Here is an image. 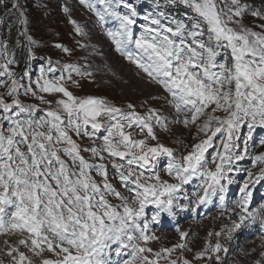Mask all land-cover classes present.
<instances>
[{
	"label": "snow or ice",
	"instance_id": "1",
	"mask_svg": "<svg viewBox=\"0 0 264 264\" xmlns=\"http://www.w3.org/2000/svg\"><path fill=\"white\" fill-rule=\"evenodd\" d=\"M180 2L195 16L162 24L163 13L149 14L143 17L146 23L137 35L134 27L138 12L131 3L80 0L96 12L102 23L106 17L116 22V27L107 31L116 51L172 97L176 112L185 115L186 127L207 114L199 128L205 138L194 143L179 159L163 144H149V139L157 140L154 124L166 128L164 118L155 110L141 116L134 110L124 112L103 98L75 96L65 86L66 81H72L73 73L81 77H90L92 73L72 65L64 66L67 77L60 75L49 80L42 68L35 81L24 85L11 70L15 61L8 58L7 45H0L4 49L0 52V77L7 78L0 80V87L7 88L0 95V234L27 233L30 245L27 240H21V244L30 247L36 255L46 250L57 257L44 259L43 264H158L145 254L152 249L143 246L155 239L148 234V223L143 220L146 207L154 204L161 212L173 215V207L181 206L175 204L179 199L176 194L194 178L200 181L202 189V194L193 193L197 206L209 202L217 192L221 193L219 199L223 202L225 165L231 164L233 158L243 159L231 152L239 147L236 144L239 136L235 133L243 125L248 127L249 136L244 140L246 151L251 132L264 128V24L258 25L261 31H254L241 23L248 9L241 0ZM0 6L8 7L7 0H0ZM121 7L124 12L117 11ZM19 8L17 0H13L11 9ZM251 15L264 20V13L259 10L251 11ZM76 31L81 34L82 30L77 26ZM28 39L32 42L31 37ZM221 49L230 54L231 63L228 54L223 62L217 60ZM48 71L55 69L50 67ZM21 89L25 96L36 97L38 89L49 95L60 94L61 98L55 101L57 107L53 109L52 101L39 96L49 108L37 117L40 109L19 99ZM128 108L133 106L129 104ZM218 112L223 117L215 115ZM134 126L140 133L146 130L144 138L135 139L128 131ZM217 134L223 137L220 140L223 152L217 150L212 157L213 170L205 154ZM73 135L87 137L94 145L82 148ZM100 139L102 144L95 145ZM82 153H91L98 162H90ZM161 155L169 158L166 171L177 183L162 181L155 172ZM106 160L111 162L121 187L129 195L114 187ZM256 160L264 162V156ZM261 179L264 169L254 181L249 173L250 182L258 183ZM240 192V213L238 220L233 221L229 237L231 231L239 229L249 218H260L264 228V211L249 209L252 192L248 182ZM110 197L120 203L113 204ZM152 219L158 222L159 214ZM113 245L117 247L113 249ZM213 251L220 252L221 245L217 243ZM113 254L118 258L115 261ZM203 257V252L198 253L196 259ZM26 260L20 253L16 264H25ZM183 264L189 262L185 260Z\"/></svg>",
	"mask_w": 264,
	"mask_h": 264
},
{
	"label": "rangeland",
	"instance_id": "2",
	"mask_svg": "<svg viewBox=\"0 0 264 264\" xmlns=\"http://www.w3.org/2000/svg\"><path fill=\"white\" fill-rule=\"evenodd\" d=\"M22 1L25 8L22 6L21 0H17L22 8L18 10L11 9L13 0H7L8 7L0 6V45L6 44L9 47L14 40L24 39L27 41L31 37L34 41L32 46L33 58L37 59L35 58L37 54L39 56L47 55L48 57L45 59V62L51 68L58 69L60 75L67 77L68 73L64 71L65 65L76 66L82 72L90 71L92 73L90 77H87L83 81L74 80L73 73L72 81H66L68 89L75 96L81 98H103L109 104L122 109L124 112L134 110L137 113L147 115L149 110L152 109L160 116H168V119L166 118L168 125L166 130L156 133L157 140H151L152 143L151 141L149 142L153 146L163 144L165 147L177 150V153H180L188 148V146L191 149L194 143H198L205 138L204 133L200 132L199 128L207 119V114L202 116V119H199V122L194 127L188 126L187 128H182L176 123H171L175 118V112L171 108H168L165 98L172 101V97L160 85L154 83L158 88H150L141 79L135 78L132 74L142 71L129 60H127V63L130 64V73L125 66L112 58L115 56L118 59H126L116 51L115 45L107 34L108 30L116 27V22L110 17H106L105 22L102 23L96 15V12L81 4L80 0H77L76 5H74L72 0V4L67 3L65 0H47L45 3H42L44 0ZM91 2L95 3V0H91ZM124 2L131 3L137 8V25L134 27L137 35L141 30V26L146 23L143 19L144 16H148L149 14L153 16L158 15L148 1L145 3L141 0H124ZM241 4L248 6L241 23L244 26L252 28L254 31H261L258 25L264 24V20L253 17L251 11L259 10L264 13V0H241ZM96 7L98 10L103 11L101 5L96 4ZM10 11H15L17 14L10 13ZM117 11L124 12L125 9L121 7ZM20 12H23V16L20 15ZM72 21H75V24ZM168 21L166 17L161 18L162 24H168ZM77 26L82 30L81 34L77 33ZM235 27L238 28V25H235ZM7 40H9V45L7 44ZM54 42H56V45H61V47L58 48L55 46L53 48L51 43ZM64 49H67V51H64ZM28 50L29 48L27 49V56H23V62L22 60L20 61V64L22 63L24 67H28L30 62L32 63V58ZM2 51L4 49L0 47V52ZM222 57L219 55L218 59ZM34 62L40 64L43 60L38 59ZM229 63H231L230 56ZM14 66L11 65V67ZM34 67L35 65H32L30 68ZM58 76L56 75L55 78L51 79L50 77L49 79L55 80L59 78ZM45 77L47 78V76ZM109 79L113 80L110 81ZM6 92V87H0L1 95H4ZM44 95L45 93L38 91L37 96L33 100L26 101L25 96L22 95L19 96V99L26 105H36L40 109L44 108L47 110L48 104L42 103L38 99L39 96L44 97ZM60 98V94H54V105L51 108L55 109L57 107L55 101ZM5 99L8 102L11 101L10 97L5 96ZM129 104L133 106L132 109L128 108ZM213 127H215V123H213ZM245 129L249 130L246 125H243L235 133V135L239 136V140L236 142L239 147L231 149L232 153L243 156V159L235 160L233 158L231 164L225 165L227 179L222 181L225 185V191L222 193L224 196L223 202L219 199L221 193L217 192L209 202L201 204L199 207V216H201V220L199 221L201 223L198 227V218L195 217L193 210V206H195V195L193 193L200 192L202 194L201 189H197V191L182 189L179 193L180 199L175 202V204L181 206H174L173 210L177 215V220L169 224L168 227L161 226L158 228L161 242L165 246L173 247L177 244L184 245L178 264H183L185 260L189 264H230V258L244 260L249 257V264L264 263V228L261 227V223L255 224L252 221L246 220L240 227V229H244L247 232H255L252 238V245L255 250L251 255H249L251 248H245L241 251L240 245H242V242L235 237L234 233L236 230L231 231L229 237L233 221L238 220V213H240L238 205L242 195L240 189L244 186L245 182H248L249 190L252 192L249 209L252 207L254 201L262 199L261 191L264 190L260 186L256 187L255 185L257 183L249 181V173H252V180L254 181L260 175L261 170L264 169V162L256 160V157L264 156V144L261 143V140H264V128L254 129L261 132L253 134L251 139L247 140L246 151L244 140L249 135L246 134ZM128 131L133 133L134 138L137 136L144 137L135 126L132 129H128ZM84 138L73 135V139L82 148L87 143L84 141ZM219 138L220 134L214 137L215 144L209 151V160L214 156L216 147L219 151L223 152L221 143H218ZM82 154L90 162H98L91 157V154ZM165 158L169 159L167 156L161 155L158 158L157 166ZM105 163H107L109 169L111 162L106 160ZM164 164L165 162H162L161 166ZM229 168L231 171H227ZM163 171L161 169V173ZM113 173L114 176L109 173V177L114 187H116V184L121 186L120 182L115 179V172ZM93 175L95 176V174ZM95 178L98 181L100 180V177ZM229 180H231V183L228 182ZM123 190L125 195H129L126 189L123 188ZM110 200L115 204L113 198L110 197ZM183 205H188V207L184 208L182 207ZM149 206L157 208L154 204H149L147 207ZM187 211L192 215L190 218L186 217ZM156 214L157 212L154 209L150 210L151 217ZM165 221L166 219H163V223H166ZM176 227L179 232L184 234L182 242H178L177 240L178 234L175 232ZM216 233H220V235L217 236ZM25 234L27 233H20L18 231L0 234V264H16L20 253H23L27 257L25 264H27V261H31V264H40L42 256L55 255L46 250L36 255L30 250V247H26L20 243L21 240H27L30 245L31 242L28 240V234ZM217 243L221 245L220 252L213 251ZM13 249L16 251H13ZM224 249H227V251H224ZM9 252L12 254L9 255ZM202 252L204 253V257L202 259H196L197 254Z\"/></svg>",
	"mask_w": 264,
	"mask_h": 264
},
{
	"label": "bare ground",
	"instance_id": "3",
	"mask_svg": "<svg viewBox=\"0 0 264 264\" xmlns=\"http://www.w3.org/2000/svg\"><path fill=\"white\" fill-rule=\"evenodd\" d=\"M47 0H44V1H42V3H45ZM51 1V0H50ZM67 3H69V4H72L71 3V0H65ZM41 3V4H42ZM21 4H22V6L24 7V5H23V1L21 0ZM20 8H21V6H20ZM25 8V7H24ZM22 9V8H21ZM110 81H112L113 79H109ZM200 119H202V118H200ZM261 196H262V198L264 199V191H262V193H261ZM262 211V210H261ZM235 230H237V233H236V235H235V237H237L239 240H241V242H242V245H240V249H241V251L243 250V249H245V248H251V250H249V255H251L253 252H254V248H253V242L251 241V239L253 238V236H254V234H255V232H247L246 230H244V229H235ZM246 235H248V239H245V237H246ZM250 258V257H249ZM249 258H246V259H244V260H241V259H236V258H230V260H231V262H230V264H249ZM264 264V263H263Z\"/></svg>",
	"mask_w": 264,
	"mask_h": 264
},
{
	"label": "trees",
	"instance_id": "4",
	"mask_svg": "<svg viewBox=\"0 0 264 264\" xmlns=\"http://www.w3.org/2000/svg\"><path fill=\"white\" fill-rule=\"evenodd\" d=\"M30 12H31V9H30ZM186 12H189V10H185L184 8H182V9H180V11L177 12V14H178V15L180 14V16H184V14H185Z\"/></svg>",
	"mask_w": 264,
	"mask_h": 264
}]
</instances>
